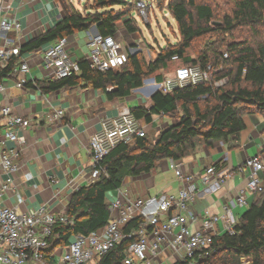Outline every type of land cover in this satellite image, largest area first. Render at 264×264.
<instances>
[{
	"label": "trees",
	"instance_id": "obj_1",
	"mask_svg": "<svg viewBox=\"0 0 264 264\" xmlns=\"http://www.w3.org/2000/svg\"><path fill=\"white\" fill-rule=\"evenodd\" d=\"M58 1L63 16L43 33L26 41L19 56H15L7 67H0V81L14 72L25 54L47 48L63 37L93 26L102 35L117 37L121 29L129 34L142 33L135 16L136 7L133 5L132 8L133 3L129 0H94L85 12L72 0ZM232 4L231 13L215 24L220 15L211 4L197 0H169L167 7L177 22L181 38L177 43L162 47L153 60L145 61L140 51L129 52L124 65L100 70L82 58L79 59L80 73L37 81L43 92L82 81L91 82L112 99L126 97L133 90L142 88L147 78L164 82L172 77L166 72L174 62L180 63L178 68L192 65L207 68L209 64L218 69L223 67L212 81L191 83L169 93L158 89L151 97L153 105L150 109L144 105L131 108L137 118L145 119L147 123L153 121V115L176 118V122L162 129L154 139L147 133L131 143H120L104 158L102 164L106 169L100 177L72 194L67 211L69 221L55 224L53 233L58 240L53 249L69 244L77 234L88 235L106 226L111 220L107 194L119 189L126 176L150 172L164 158L181 161L196 154L203 145L213 147L216 142L224 141L233 147L246 128L245 114L264 113V0H233ZM241 27L249 28L247 37L224 41ZM208 35H216V41L209 43L197 57L192 56L188 51L195 40ZM220 38L223 42L217 45ZM225 78V84L215 85L216 80ZM215 165L217 169L221 168L220 161ZM143 221V216H137L125 225L124 230H137ZM131 242L126 239L98 256L96 264H124L125 251ZM196 257L198 264H245L244 258L251 259L250 264H264V191L257 194L238 217L233 232L215 236L211 247ZM174 264H190V260Z\"/></svg>",
	"mask_w": 264,
	"mask_h": 264
},
{
	"label": "built area",
	"instance_id": "obj_2",
	"mask_svg": "<svg viewBox=\"0 0 264 264\" xmlns=\"http://www.w3.org/2000/svg\"><path fill=\"white\" fill-rule=\"evenodd\" d=\"M130 2L134 3L141 18L149 17L148 0ZM20 32L21 22L12 0H0V67H7L15 56H19L22 45L11 34L15 33L16 36ZM69 42L70 38L66 36L42 51V67L51 74L50 79H62L81 72L79 60L70 54ZM88 48L86 59L93 68L100 70L119 68L129 58V48L114 35L94 34L88 41ZM225 56L228 57V54ZM222 69V66L218 69L212 64L207 68L200 65L182 66L173 77L157 84L159 89L169 93L191 83L212 81ZM30 70L27 60L20 58L14 72L0 81V93H5L6 80L13 76L16 78L15 85L25 88ZM226 82V78L216 80L215 85L220 87ZM63 115L64 110L60 109L51 119ZM32 124L31 118L15 113L11 105L0 101V264H92L98 256L126 239L132 242L125 251L124 264H153L156 259H161L165 248H169L181 262L189 259L190 264H198L196 255L208 250L214 237L221 235L219 221H222L225 232H233L238 222L233 207H248L249 197L264 191L263 147L261 153L248 157L239 166V170L247 174L246 189H241L237 197L223 204L221 214L207 211L205 217H199L192 211L200 190L199 182L209 185L216 179L221 181L231 177L233 173L222 176L215 164L206 167L201 173L185 172L181 161L171 160V168L183 182L178 196L170 195L161 201L155 198L126 201L124 197L127 192H122L109 202L113 214L106 226L88 235L77 234L69 244L53 249L58 240L53 233L54 226L58 222L69 221L67 212H55L46 205L19 211L18 206L24 202L19 193L14 206L5 204V197L13 188L20 170L26 141L24 133ZM146 126L144 119L137 118L129 110H122L113 117L105 116L100 128L90 139L92 164L89 168V182L97 180L105 171L102 161L118 144L131 143L145 136ZM153 203H159L158 208L147 212L146 209ZM162 214H166V217L162 218ZM137 216L144 217L140 227L125 231V225ZM198 221L201 222L200 226L192 228L191 225ZM61 247L64 251L59 255L58 249ZM160 264L171 263L161 259Z\"/></svg>",
	"mask_w": 264,
	"mask_h": 264
},
{
	"label": "crops",
	"instance_id": "obj_3",
	"mask_svg": "<svg viewBox=\"0 0 264 264\" xmlns=\"http://www.w3.org/2000/svg\"><path fill=\"white\" fill-rule=\"evenodd\" d=\"M12 4L21 22V32L16 36L14 33L12 37L20 45L43 33L63 16L58 0H12ZM121 30L117 37L127 41L129 46L138 42L135 33L129 34L125 29ZM94 34L95 30L90 28L69 36V51L72 57L78 60L86 58L89 51L88 41ZM44 49L39 48L23 56L31 69L27 73V83L32 82V85L26 83L25 88H19L15 85L16 78L13 76L6 80L5 93H0L1 102L11 105L15 113L33 121L32 126L24 133L26 141L20 159V170L13 188L5 197V204L14 206L19 193L24 198V202L18 206L19 211L46 205L55 212L66 213L74 191L89 183V168L92 164L90 139L100 128L102 119L105 116H116L122 110L130 111L135 106L144 105L150 109L153 105L151 97L158 89L154 87V91L152 88L157 86L154 85L157 84L156 81L148 80L144 81L142 88L133 90L130 95L111 99L105 92L96 89L93 83L82 81L51 92H43L37 86V81L51 77L42 67ZM148 87L152 92L143 94L142 91ZM60 109L64 110V115L51 119ZM163 117L169 116L153 115L151 123L163 124L157 128L172 125L169 122L171 117L167 122H163ZM244 119L246 130H242L233 147L219 141L213 147L203 145L196 154L181 160L185 172L201 173L206 167L220 161L221 168L218 171L222 176L233 173L231 177H225L221 181L216 179L209 185L199 182L200 190L192 205L193 213L199 217H205L207 211L211 214H221L223 204L237 197L241 189H246L247 174L240 171L239 166L248 157L263 151L264 113H248ZM157 130L158 134L160 129ZM171 160L161 159L150 172L126 176L119 189L107 194L108 202L125 191L126 201L133 198H155L161 201L170 195L178 196L183 182L171 168ZM253 199L254 197H249V205ZM158 206L159 203H153L146 211H154ZM243 208L233 207L237 217L244 213ZM112 214L111 212V216ZM164 217L166 214H162V218ZM200 224L198 221L191 227L195 229ZM218 225L222 235L225 233L222 221H219ZM63 251L62 247L59 248L58 254ZM161 259L171 264L181 263L169 248L163 250ZM161 259H156L153 264H160ZM96 262L97 259L93 260L92 264Z\"/></svg>",
	"mask_w": 264,
	"mask_h": 264
},
{
	"label": "rangeland",
	"instance_id": "obj_4",
	"mask_svg": "<svg viewBox=\"0 0 264 264\" xmlns=\"http://www.w3.org/2000/svg\"><path fill=\"white\" fill-rule=\"evenodd\" d=\"M72 1L78 9L85 12L86 9L91 6L94 0H72ZM168 1L169 0H148V2L150 3V14L147 19L141 18L137 13L138 11H135V16L137 17L142 33L139 34L136 33V38H138V42L130 46L131 49H136L137 51H140L141 56L143 57V59H145V61L153 60L157 56L158 51H160L162 47H166L168 44L177 43L178 41H180L181 37L179 34L177 22L173 18L171 12L168 10L167 7ZM197 2L209 3L214 7L216 13L220 15V17L219 16L216 17L217 21L214 22L215 24H218L222 16L231 13V8L233 5L232 4L233 0H197ZM133 5L134 3L132 4V8ZM248 34H249V28L241 27L237 31H235L232 35L226 37L224 41H232L235 38L241 39L243 37H247ZM118 39L122 42V44L125 47L130 48L127 41H124V39H121V37L120 38L118 37ZM216 39H217L216 35H208L198 38L195 40L192 49H190L188 52L191 53L192 56L197 57L201 52L207 49L209 43H214ZM222 42L223 40L222 38H220L217 40L216 44L220 45ZM220 49L224 50L225 47L220 46ZM179 65H180L179 62L171 63L166 73L173 77ZM147 79H151V78H147ZM147 79H145L144 81H148ZM154 87L157 86H152L153 90ZM142 92L143 94L144 93L150 94L152 91L148 87L147 89H144ZM168 119L170 118L163 117L162 120L163 122L164 121L167 122L169 121ZM169 122H171V124L175 123L176 118L173 119L171 118ZM162 125H163L162 123L159 125L153 123L147 124L146 131L151 139L156 138L158 131L157 129H160L159 131H161L162 129L167 127L164 126L162 128H157L159 126L161 127ZM245 130L246 128L244 129V131ZM138 199L139 198H133L132 200L137 201ZM243 209L245 212L248 209V207H244ZM243 261L245 262V264H250L252 260L249 258H244Z\"/></svg>",
	"mask_w": 264,
	"mask_h": 264
},
{
	"label": "water",
	"instance_id": "obj_5",
	"mask_svg": "<svg viewBox=\"0 0 264 264\" xmlns=\"http://www.w3.org/2000/svg\"><path fill=\"white\" fill-rule=\"evenodd\" d=\"M92 28L95 30L96 34H98V33H99V32H98V29H97V27H96V26H93ZM129 50L131 51V53H132V54H135V53L137 52V50H136V49H135V50H133V49H131V47L129 48ZM147 80H152V81H153V80H155V79H154V78H151V79H147ZM158 87H159V84H157V89H159Z\"/></svg>",
	"mask_w": 264,
	"mask_h": 264
}]
</instances>
